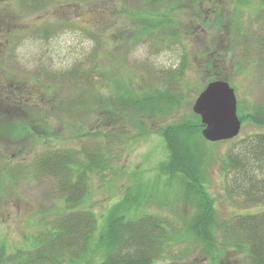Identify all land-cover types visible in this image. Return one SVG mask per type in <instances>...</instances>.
Returning <instances> with one entry per match:
<instances>
[{
  "label": "rangeland",
  "instance_id": "rangeland-1",
  "mask_svg": "<svg viewBox=\"0 0 264 264\" xmlns=\"http://www.w3.org/2000/svg\"><path fill=\"white\" fill-rule=\"evenodd\" d=\"M149 9L166 16V30H155L159 37L175 32L170 42H153L146 25L158 15ZM0 22L8 33L6 55L13 54L11 62L1 57L0 72H12L15 86L27 85L38 102L43 99L44 137L36 136L38 128L25 116L19 123L28 122L33 137L10 142L5 130L0 134V248L8 254L28 251L33 238L59 218L63 199L52 180L36 174L39 156L85 150L98 158L88 171L81 209L94 213L98 227L128 196L133 206L123 214L126 219L152 215L168 222L160 258L153 264H251L245 250L232 246L236 238H225L219 226L236 216L264 212V203L252 205L243 193L236 194L234 175L222 163L244 140L264 133V127L239 120L264 108V48L258 49L264 0H167L160 7L146 0H0ZM203 62H221L215 75L234 91L241 124L233 139L198 144L195 172L202 175L213 207L209 231L217 249L205 247L196 236V222L204 216L196 191L180 174L158 172L168 157L159 130L187 117L201 123L199 116L193 118L192 106L211 83V74L200 68ZM180 69L183 80L162 86L169 80L160 76ZM71 71L77 75L69 77ZM80 72L84 77L79 80ZM165 89L178 96L179 107L139 111L137 116L120 107L122 99ZM0 115L1 128L13 122L7 111ZM88 259L98 263L102 258Z\"/></svg>",
  "mask_w": 264,
  "mask_h": 264
},
{
  "label": "trees",
  "instance_id": "trees-1",
  "mask_svg": "<svg viewBox=\"0 0 264 264\" xmlns=\"http://www.w3.org/2000/svg\"><path fill=\"white\" fill-rule=\"evenodd\" d=\"M25 1L32 2V0ZM146 1L151 7H160L167 0ZM26 5L28 6V3ZM170 9L171 7L167 15L172 13ZM149 10L158 15L155 18L150 12L149 16L154 19L146 25L148 34L154 36L153 42L158 44L170 42L175 32L171 30L167 36L159 37L161 32L155 30H166L162 23L163 17L165 19L166 16H159L158 12ZM259 42L258 49L263 51L264 34ZM219 63L221 62H203L200 65L203 71L212 76L208 82L227 81L215 75L218 73ZM75 74L77 75L71 71L67 75L73 77ZM76 77L80 80L84 76L80 72V75ZM176 78L179 79L176 81ZM159 79L169 80L162 85L169 86L170 83L183 80L184 71L180 69L175 74L167 72ZM90 87L93 88L92 85ZM177 97L171 94L170 89L155 90L151 96L143 94L140 97L135 95L122 99L120 107L131 108L133 115L137 116L139 111L147 110L153 113L162 108L179 107ZM51 100L54 101V98L52 97ZM51 104L54 107L56 102ZM70 104L72 106V103ZM111 106L112 104H108V108ZM34 110H36V115L29 111L26 119H31V124H35L38 128L36 136L44 138L40 136L41 115L40 111L37 112L40 108L37 109L35 106ZM193 118H196V115ZM239 120L241 123L249 121L255 126L264 127V108L257 107L252 114L247 117L241 116ZM19 121L9 122L10 125L0 127V134L3 133L2 129L5 130L3 133L5 140L16 142L25 137L28 139L33 137L34 131L28 129L29 123H19ZM202 128L198 118L195 120L192 117L161 128L159 136L164 141L168 157L166 161L159 164L158 172L169 176L180 174L184 177L187 187L196 191L202 201L204 211V216L196 222V236L205 247L217 249V246L211 243L213 242L212 233L209 231L210 225H214L213 207L204 190L202 175L200 174L199 177L195 172L196 156H199L198 144L205 141L200 134ZM234 149L227 153L222 163L223 168L234 175L233 191L236 194L243 193L247 198V203L252 205L264 203V133L254 134ZM96 158H98L96 154L93 155L85 150H53L46 151L39 156L35 164L36 174L52 180L63 199L57 214L59 218L48 229L39 232L33 238L28 251L8 254L5 248L1 247L0 264H153L160 258L163 244L166 241L165 230L168 222L152 215H143L133 220L126 219L123 214L130 206H133V200L128 196L122 201L124 205L122 208L115 205L109 210L102 227H98L94 213L81 209V203L88 192V171L96 167L94 166ZM84 160L88 162L87 165ZM182 181H184L183 178ZM219 227L221 232L226 233L225 238L230 236L236 238L232 246L238 250H245L251 264H264V212L236 216ZM99 254L102 259L98 263L88 259L89 256L93 259Z\"/></svg>",
  "mask_w": 264,
  "mask_h": 264
},
{
  "label": "water",
  "instance_id": "water-1",
  "mask_svg": "<svg viewBox=\"0 0 264 264\" xmlns=\"http://www.w3.org/2000/svg\"><path fill=\"white\" fill-rule=\"evenodd\" d=\"M234 91L224 81L209 83L198 95L192 112L200 117L201 135L209 143L235 138L241 128Z\"/></svg>",
  "mask_w": 264,
  "mask_h": 264
},
{
  "label": "flooded vegetation",
  "instance_id": "flooded-vegetation-1",
  "mask_svg": "<svg viewBox=\"0 0 264 264\" xmlns=\"http://www.w3.org/2000/svg\"><path fill=\"white\" fill-rule=\"evenodd\" d=\"M2 24H4V22H0V25ZM0 29V32L4 33L3 36L0 34V36H2L1 38H3H0V40H2V42L0 41V59L2 56H4L5 61L3 58L2 62H11L13 60V54L10 52L6 55V52L8 53L9 51V44H7L9 42L7 40L8 38H5L7 36L5 34L8 33L3 30V27H0ZM7 49L8 51H6ZM3 75H5L6 78L10 80H6ZM11 75L12 72H0V114L3 115L4 110L7 111L9 114V120L11 121H18L20 120L19 118H22L23 116H25L24 118L26 119L27 115H29V111L32 112L33 115H36V110H34V107L37 106V109L40 108V99L38 102V97L33 95V93L30 94L28 92L26 89L27 85L25 87L15 86V83L12 82L13 77ZM22 108H26L25 113ZM38 111L39 110H37V112ZM1 117L3 116L0 115V118ZM2 119L3 118L0 120Z\"/></svg>",
  "mask_w": 264,
  "mask_h": 264
}]
</instances>
